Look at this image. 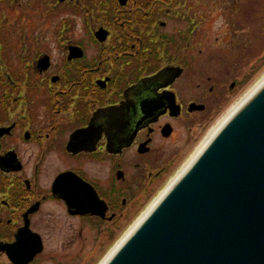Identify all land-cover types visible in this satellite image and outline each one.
I'll return each instance as SVG.
<instances>
[{"label":"flooded vegetation","instance_id":"af4514ba","mask_svg":"<svg viewBox=\"0 0 264 264\" xmlns=\"http://www.w3.org/2000/svg\"><path fill=\"white\" fill-rule=\"evenodd\" d=\"M259 3L0 0V264L112 251L256 75L210 48L209 8Z\"/></svg>","mask_w":264,"mask_h":264},{"label":"water","instance_id":"95a60500","mask_svg":"<svg viewBox=\"0 0 264 264\" xmlns=\"http://www.w3.org/2000/svg\"><path fill=\"white\" fill-rule=\"evenodd\" d=\"M105 264H264V83Z\"/></svg>","mask_w":264,"mask_h":264},{"label":"rangeland","instance_id":"374dc122","mask_svg":"<svg viewBox=\"0 0 264 264\" xmlns=\"http://www.w3.org/2000/svg\"><path fill=\"white\" fill-rule=\"evenodd\" d=\"M224 2L227 3L229 2V0H224ZM255 3H253L252 5H246V7L250 8L251 10ZM214 5L215 4H212V6ZM208 11L210 12V17L205 23V26L209 29V32L212 35L211 40L214 41L210 48L218 49L223 52L225 51V55L228 57V65H230V62L234 59L233 56H235L237 52H240L241 50H247L246 55L250 56V60H255L258 67L256 75L253 77V79L242 88L240 93L230 103H228L226 111L227 116L229 112L264 78V5L259 3L258 15L252 14V16L255 17L258 21H255L251 16L248 17L250 18L248 24H245V21H243L242 24L244 25L240 26L236 25L237 22H239L238 20H240H237V14H234V16H231L229 14L222 15V13L220 12V8H209ZM19 12L20 11H18V13ZM245 13L249 15L250 11L248 9H243V18L246 17L244 15ZM252 13H254V11H252ZM13 16L17 17V13L13 12ZM24 22L27 21L24 20ZM215 36H219V42L217 44H215ZM243 60L245 61V59ZM240 65H243V63H240L239 61L235 63L236 67H239ZM218 119L219 118L217 117L211 123V125L203 132L199 142L194 147V149L186 154V156L182 160V163H180L169 174L168 183L166 182L167 184H165L164 187L160 190L159 195L191 160V158L195 155L203 142H205L212 129L216 127V125H219L222 119ZM156 195V197H159L158 193ZM152 199L146 202L145 208H149L150 205L155 201V199ZM137 216L132 219L131 223H133V221L137 219ZM122 237L123 233L116 235L115 245ZM109 251H103L98 264H101L102 260L106 257Z\"/></svg>","mask_w":264,"mask_h":264},{"label":"bare ground","instance_id":"6f19581e","mask_svg":"<svg viewBox=\"0 0 264 264\" xmlns=\"http://www.w3.org/2000/svg\"><path fill=\"white\" fill-rule=\"evenodd\" d=\"M264 83V78L229 112V114L224 117L221 122L219 123V125H217L216 127H214V129L209 133L207 139L205 140V142H203V144L200 146V148L198 149V151L195 153V155L191 158V160L186 164V166L180 171L179 174H177V176L171 181V183L168 185V187L166 188V190H164L160 196L154 201V203L147 209V211L142 215V217L138 220L142 221V219H144V217L152 210V208L154 207V205L158 202V200L164 195L165 191H167V189L169 187L172 186V184L179 178V176L188 168V166L192 163V161L196 158V156L200 153V151L208 144V142L211 140V138L213 137V135L217 132V130L233 115V113L235 111H237V109ZM137 222V223H138ZM137 223L127 232V234H125L123 236V238L116 244V246L112 249V251L107 255V257L103 260V262L101 264H105L106 261L109 259V257L111 256V254H113V252L119 247V245L122 243V241H124L129 233L137 226Z\"/></svg>","mask_w":264,"mask_h":264}]
</instances>
